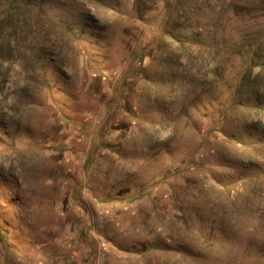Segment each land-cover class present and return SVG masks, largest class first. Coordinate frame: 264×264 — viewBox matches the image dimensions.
<instances>
[{
	"label": "rangeland",
	"instance_id": "obj_1",
	"mask_svg": "<svg viewBox=\"0 0 264 264\" xmlns=\"http://www.w3.org/2000/svg\"><path fill=\"white\" fill-rule=\"evenodd\" d=\"M1 30V264H264V0H0Z\"/></svg>",
	"mask_w": 264,
	"mask_h": 264
},
{
	"label": "trees",
	"instance_id": "obj_2",
	"mask_svg": "<svg viewBox=\"0 0 264 264\" xmlns=\"http://www.w3.org/2000/svg\"><path fill=\"white\" fill-rule=\"evenodd\" d=\"M22 21H19V20H17V22H15V23H17V24H20ZM12 23H13V21H9L5 26H4V32L5 33H7V32H10L11 30H13V27H12ZM2 30L0 31V39H1V36L4 34V32H3ZM3 39V38H2ZM259 67V65H255V64H253V67ZM196 230L200 233V230L196 227Z\"/></svg>",
	"mask_w": 264,
	"mask_h": 264
},
{
	"label": "crops",
	"instance_id": "obj_3",
	"mask_svg": "<svg viewBox=\"0 0 264 264\" xmlns=\"http://www.w3.org/2000/svg\"><path fill=\"white\" fill-rule=\"evenodd\" d=\"M118 251V250H117ZM0 264H1V260H0Z\"/></svg>",
	"mask_w": 264,
	"mask_h": 264
}]
</instances>
